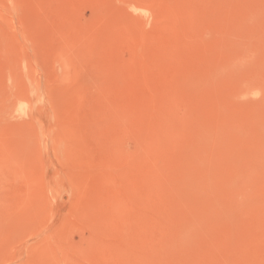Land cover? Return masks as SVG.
<instances>
[{
    "label": "rangeland",
    "instance_id": "1",
    "mask_svg": "<svg viewBox=\"0 0 264 264\" xmlns=\"http://www.w3.org/2000/svg\"><path fill=\"white\" fill-rule=\"evenodd\" d=\"M0 264H264V0H0Z\"/></svg>",
    "mask_w": 264,
    "mask_h": 264
}]
</instances>
